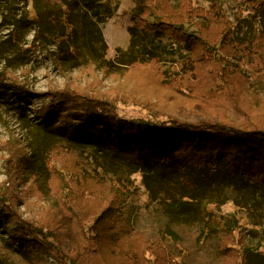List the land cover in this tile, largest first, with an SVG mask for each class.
<instances>
[{
	"label": "rangeland",
	"instance_id": "374dc122",
	"mask_svg": "<svg viewBox=\"0 0 264 264\" xmlns=\"http://www.w3.org/2000/svg\"><path fill=\"white\" fill-rule=\"evenodd\" d=\"M144 1L0 0V211L11 204L23 219L45 223L57 205L53 184L60 173L65 183L80 178L95 193H117L122 224L158 241L177 264H222L220 236L230 230L244 238L248 262L264 264V184L230 173L222 160L213 170L187 169L184 179L166 164L136 167L126 151L70 137L39 115L56 99L55 92L71 88L90 97L71 99L70 108L100 100L118 116L150 125L172 117L194 119L190 114L239 119L223 93L218 96L226 104L204 110L165 103L156 95L147 103L151 93L141 79L131 77L132 62H149L152 47L161 71L182 74L191 44L165 34L147 44L135 27ZM188 1L219 12L231 26L228 47L237 57L219 47L212 50L216 59L227 60H219L225 80L239 84L247 98L264 96V59L257 56L261 44L264 48V5L256 10L241 0ZM170 3L178 9L181 0ZM193 21L186 30L210 23L201 17ZM216 82L225 86L221 78ZM130 95L138 96L141 105ZM9 234L2 218L0 264H60L48 251L15 245ZM47 239L54 242L49 234ZM66 264L76 263L67 259Z\"/></svg>",
	"mask_w": 264,
	"mask_h": 264
},
{
	"label": "trees",
	"instance_id": "16d2710c",
	"mask_svg": "<svg viewBox=\"0 0 264 264\" xmlns=\"http://www.w3.org/2000/svg\"><path fill=\"white\" fill-rule=\"evenodd\" d=\"M241 1L250 3L256 10L264 5V0ZM195 17L210 23L198 25L196 31L186 30L185 24L194 22ZM135 27L147 44L157 34H165L179 44H191L182 74L161 71L152 47L149 62H132L128 72L131 77L141 79L151 93L148 104L156 95L165 103L177 106L189 103L204 110L214 103L215 106L226 104L218 96L223 93L233 103L239 119H227L217 113L190 114L194 119L172 117L150 125L124 119L106 109L100 100L83 108H70L71 99L90 97L71 88L55 92L56 99L40 109L39 115L56 122L70 137L85 136L114 150L126 151L136 167L153 162L166 164L184 179L187 169L208 166L213 170L215 162L222 160L230 173L239 172L247 180L264 184V96L247 98L239 84L227 82L225 68L219 62L227 60L216 59L212 54L219 47L237 57L228 47L233 43L229 22L219 12L194 7L188 0H181L178 9L172 7L170 0H145L135 16ZM242 48L248 49L247 45ZM257 56L264 59L262 44ZM217 78L225 86H217ZM2 85L0 78V89ZM179 94H187L189 98L180 100ZM116 99L124 100L120 95ZM128 99L138 105L142 103L135 95ZM64 181L59 173L53 184L57 205L43 224L23 219L11 204L2 206L0 220H5L12 243L31 247L36 252L48 251L60 264H66L67 259L76 264H177L158 241L122 224L123 205L117 193L101 189L95 193L80 178H72L75 182L72 184ZM48 234L54 242L47 239ZM219 250L222 264H250L245 256L244 238L237 237L232 230L221 234Z\"/></svg>",
	"mask_w": 264,
	"mask_h": 264
}]
</instances>
